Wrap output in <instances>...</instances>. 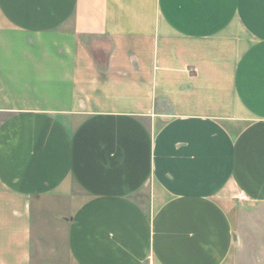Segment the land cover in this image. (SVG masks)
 I'll return each mask as SVG.
<instances>
[{"label": "crops", "instance_id": "1", "mask_svg": "<svg viewBox=\"0 0 264 264\" xmlns=\"http://www.w3.org/2000/svg\"><path fill=\"white\" fill-rule=\"evenodd\" d=\"M43 263L264 264V0H0V264Z\"/></svg>", "mask_w": 264, "mask_h": 264}, {"label": "rangeland", "instance_id": "2", "mask_svg": "<svg viewBox=\"0 0 264 264\" xmlns=\"http://www.w3.org/2000/svg\"><path fill=\"white\" fill-rule=\"evenodd\" d=\"M239 210L235 214L239 215V219L243 223L242 227L245 237L250 244L257 242V206H246V208L243 207Z\"/></svg>", "mask_w": 264, "mask_h": 264}]
</instances>
